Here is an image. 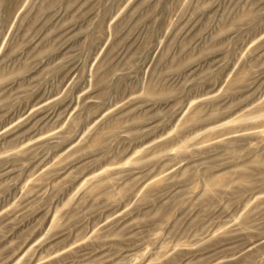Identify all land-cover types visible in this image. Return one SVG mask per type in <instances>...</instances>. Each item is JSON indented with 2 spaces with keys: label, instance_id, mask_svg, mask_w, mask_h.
Returning <instances> with one entry per match:
<instances>
[{
  "label": "rangeland",
  "instance_id": "obj_1",
  "mask_svg": "<svg viewBox=\"0 0 264 264\" xmlns=\"http://www.w3.org/2000/svg\"><path fill=\"white\" fill-rule=\"evenodd\" d=\"M0 264H264V0H0Z\"/></svg>",
  "mask_w": 264,
  "mask_h": 264
},
{
  "label": "bare ground",
  "instance_id": "obj_2",
  "mask_svg": "<svg viewBox=\"0 0 264 264\" xmlns=\"http://www.w3.org/2000/svg\"><path fill=\"white\" fill-rule=\"evenodd\" d=\"M217 181V180H214V182Z\"/></svg>",
  "mask_w": 264,
  "mask_h": 264
}]
</instances>
